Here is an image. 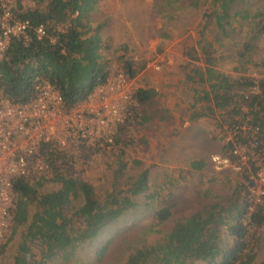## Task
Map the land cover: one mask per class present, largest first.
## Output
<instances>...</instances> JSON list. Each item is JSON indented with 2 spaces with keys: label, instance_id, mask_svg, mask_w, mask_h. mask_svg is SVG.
Wrapping results in <instances>:
<instances>
[{
  "label": "trees",
  "instance_id": "1",
  "mask_svg": "<svg viewBox=\"0 0 264 264\" xmlns=\"http://www.w3.org/2000/svg\"><path fill=\"white\" fill-rule=\"evenodd\" d=\"M96 1L34 0L29 7L19 2L18 19H27L32 28L45 26L47 35L40 39L31 30L29 41L22 37L11 39L0 58V101L28 103L38 94V86L49 84L59 92L65 107H73L98 86L107 84L114 68L132 80L147 66L146 60L126 57L122 48L105 52L108 44L101 32L102 24L90 20ZM245 1L255 2L210 0L204 17L213 19L216 38L210 40L200 32L198 38L190 36L178 44L181 78L177 88L192 94L191 104L185 109L191 112L189 119L220 115L228 128L246 124L251 132L259 130L264 136V57L260 61L253 58L264 36V7L233 10L237 3ZM177 2L166 0L162 8ZM236 33L242 35L243 41L229 46L237 49L232 55L245 68L249 63L262 67L260 75L248 74L249 69L240 68L244 74L236 75L219 68L217 44L222 45L220 40ZM160 104L155 90L139 87L132 91L122 122L114 124L109 137L91 143L78 132L67 143L55 139L41 142L34 156H29V162L31 157L37 158L31 161L28 173L13 179V229L31 219L14 264L68 259L142 205L153 209L151 228L169 221L171 206L163 205L166 201L149 184V168L113 185L107 196H101L83 175L95 156L107 147L114 151L127 148L141 127L149 128L157 118L171 119V111ZM216 125L220 127L221 123L217 120ZM207 161L193 160L185 172L200 170L210 164ZM249 176L240 174V179L249 183H240L228 204L207 203L189 217L178 219L163 239L152 244L140 242L123 264H252L259 242L257 232L264 225V203L250 200L254 180ZM173 180L178 182L179 178L174 176L162 183L164 188L174 186ZM48 182L58 187L42 191ZM32 202H36L33 213L29 210ZM101 252L97 255H103Z\"/></svg>",
  "mask_w": 264,
  "mask_h": 264
},
{
  "label": "rangeland",
  "instance_id": "2",
  "mask_svg": "<svg viewBox=\"0 0 264 264\" xmlns=\"http://www.w3.org/2000/svg\"><path fill=\"white\" fill-rule=\"evenodd\" d=\"M165 1L97 0L90 20L102 24L101 32L107 37L108 44L105 52L122 48L126 57L146 60L148 64L132 80H128L120 70L114 68L107 84L98 86L93 93L77 101L73 107H65L63 100L60 104L51 100L50 105L52 110L61 116L71 111L76 115L68 129H59L53 133L55 140L67 143V139L71 136V139H74L78 132L84 136L85 129V138L92 143L101 137H109L114 131V124L123 118L128 99L134 89L146 87L155 90L161 102L160 106L171 111V119L157 118L149 124V128L141 127L135 132L136 140H132L133 143L123 148L124 150L120 147L114 151L110 146L107 147L104 152L95 156L83 175L91 180L101 196H107L113 191V185L124 183L129 178L136 177L143 169L149 168V184L158 197L166 201L159 204L171 206L172 217L168 222L151 228L153 209L151 206L142 205L140 209L111 224L92 243L78 248L76 255L68 259L54 258L48 264H123L128 254L141 245L140 242L147 241L152 244L158 239H163L165 232L173 227L178 219L189 217L207 203L228 204L240 183H249L246 179H240V174L249 175L248 170L244 173L216 171L210 164H206L193 173L185 172L189 170L193 160L207 161L213 154L228 151L229 142L225 136L227 134L234 137V134L228 124L222 123L220 115L204 116L198 120L189 119L191 112L185 109L191 104L192 94L183 88H177L181 78L178 44L190 36L198 38L200 32H204L210 40L216 38L213 19L204 17L210 0H178L174 3L175 6L167 5V9L162 8ZM6 2L10 8H15L16 12L13 11L16 15L19 2L27 7L34 4V0ZM247 2L237 3L233 10H256L258 7H264V0ZM242 41L240 33L219 41L223 43L217 44L219 68L236 75L244 74L240 68L249 69L248 74L260 75L262 67L258 65L260 68H256L254 64L249 63L245 68L232 55L237 49L229 46L240 45ZM158 47L161 48L160 51ZM263 57L264 36L253 53V58L257 61ZM1 101L9 102L7 99ZM83 111L86 115L81 121L77 115ZM217 120L221 123L220 127L216 125ZM242 131L246 133L240 135L241 139L237 144L241 146L240 151L247 162L248 158L255 157V142L253 133H248L249 130ZM108 141L111 140L108 138ZM19 143L26 145L27 141L20 139ZM256 157L258 160L255 167L261 165L262 168L255 174L250 186V189L255 188L257 192L250 193V200H253L254 204L264 203V195L260 193L264 192V155L259 152ZM32 163H28V170ZM39 163L40 160L36 164ZM174 176L179 178L178 182L173 180L174 186L164 188L162 183ZM57 187L58 184L48 182L43 185L42 191H51ZM161 187L164 188L162 191ZM29 210L31 213L36 210V202L29 205ZM11 218L10 214L6 220V229L0 227L3 232L0 237V264H14V257L31 221L29 219V222L14 230ZM257 233L259 242L252 264H264V225ZM3 245L5 246L2 249ZM103 248L105 249L101 252ZM99 252L103 255L98 256ZM194 264L207 263L196 261Z\"/></svg>",
  "mask_w": 264,
  "mask_h": 264
},
{
  "label": "built area",
  "instance_id": "3",
  "mask_svg": "<svg viewBox=\"0 0 264 264\" xmlns=\"http://www.w3.org/2000/svg\"><path fill=\"white\" fill-rule=\"evenodd\" d=\"M0 28V58L3 57L11 39L15 37H22L29 41L31 30L40 39L47 35L45 26L38 25L32 28L27 19H18L6 0H0ZM51 100L60 104L62 97L51 85L45 84L38 86V94L36 93V96L28 103L0 101V139H2L0 140V227L5 229L6 220L13 206V179L28 173L29 156H34L41 142L54 140L53 133L59 129H68L70 122L76 118L72 111L64 116L56 113L51 108ZM85 115L83 111L77 115V118L83 121ZM229 129L234 134V137L227 134L225 136L226 141L229 142V150L211 155L208 162L216 171L230 170L244 173L248 170L249 178L254 180L255 174L262 168L261 165L255 167V163L258 160L257 153L261 152L264 155V136L259 130L251 132V128L246 124ZM242 130L253 133L255 142V157L248 158L247 162L240 151L241 146L237 144L241 139L240 135L246 133ZM83 132L87 134L85 129ZM20 139L26 140V145L19 143ZM31 158L35 160L37 157ZM250 191L257 193L255 188ZM260 193L264 195V192ZM251 195L254 196V194ZM2 233L0 230V237L3 236Z\"/></svg>",
  "mask_w": 264,
  "mask_h": 264
},
{
  "label": "clouds",
  "instance_id": "4",
  "mask_svg": "<svg viewBox=\"0 0 264 264\" xmlns=\"http://www.w3.org/2000/svg\"><path fill=\"white\" fill-rule=\"evenodd\" d=\"M210 166L212 167V165L210 164Z\"/></svg>",
  "mask_w": 264,
  "mask_h": 264
}]
</instances>
